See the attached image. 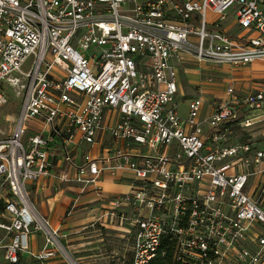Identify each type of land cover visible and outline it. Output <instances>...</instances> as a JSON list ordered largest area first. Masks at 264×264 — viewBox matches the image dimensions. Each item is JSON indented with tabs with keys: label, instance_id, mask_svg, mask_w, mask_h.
I'll use <instances>...</instances> for the list:
<instances>
[{
	"label": "built area",
	"instance_id": "obj_1",
	"mask_svg": "<svg viewBox=\"0 0 264 264\" xmlns=\"http://www.w3.org/2000/svg\"><path fill=\"white\" fill-rule=\"evenodd\" d=\"M255 62L264 0H0V106L4 89L22 96L0 140L3 261H69L27 188L54 177L94 193L95 222L129 241L130 264L163 243L183 264H264V148L252 135L264 90L228 81L211 101L190 98L184 117L177 102L180 73ZM104 175L123 191L107 194Z\"/></svg>",
	"mask_w": 264,
	"mask_h": 264
},
{
	"label": "rangeland",
	"instance_id": "obj_2",
	"mask_svg": "<svg viewBox=\"0 0 264 264\" xmlns=\"http://www.w3.org/2000/svg\"><path fill=\"white\" fill-rule=\"evenodd\" d=\"M232 17L228 16V19L225 22V25H228L232 22ZM229 34L234 33V29H229ZM214 67V68H212ZM204 68V69H202ZM200 67V72L203 74L202 78L205 76H210L213 79V83H210V87L212 88L213 94L210 96L209 101H211L214 96L222 95L225 90L226 84L230 80H238V78L247 75V71L242 68H232L227 65H217L216 67L213 65L205 64ZM215 69L217 73L208 72L205 69ZM264 76V73H263ZM254 83H263L262 80H253ZM245 83H234L235 88H240ZM193 91H197L194 89ZM6 95V103L0 106V140L5 137H8L11 133L13 128L15 119L18 115L20 110L22 96L17 95L14 91L10 89H4ZM203 98L206 100L208 99V95L203 94ZM191 96L186 94V97L179 96L177 98L178 102V111L179 115L184 117L187 111V101L190 99ZM207 101V100H206ZM11 115L14 117V122L7 121L8 116ZM30 129H33L34 125L30 123L28 125ZM242 132L237 131V135H240ZM236 135V133H235ZM59 189V187H58ZM106 190V188H105ZM109 191V190H106ZM67 193V191H65ZM109 193V192H108ZM110 194V193H109ZM113 194H111L112 196ZM53 196V195H51ZM65 196V194L63 195ZM67 196V195H66ZM34 194L30 193V199L33 200ZM36 197V196H35ZM38 200H42V197L38 196ZM37 209L41 212H47V204L45 207L41 205V202L38 201ZM49 206L52 207L53 204L49 203ZM1 206H0V213H1ZM79 213L82 214L83 217L91 220H83L82 224L78 226L79 233H76V240L69 244H76L79 245L77 247L71 248V252L67 250L68 256L71 260H73L76 264H129L131 258V251L129 246V241L126 238H122L117 232H111L105 235L106 231L100 228L98 222H95L96 218L100 216V209L96 203L84 205L77 207L76 209ZM68 211V210H67ZM48 217V216H47ZM46 217V218H47ZM67 217V216H65ZM90 217V218H88ZM0 222H4V219L0 216ZM49 224L54 229H58V236H60V242L63 244L67 238L74 237L66 236L65 238L62 237L61 233L67 231L66 229H61L59 224L56 223L55 225L52 224V221L49 219ZM83 228V229H82ZM82 229V230H80ZM102 239V240H101ZM98 240V241H96ZM7 243V239L5 238V232L0 229V264H6L2 259V254L4 251V246ZM65 247V246H64ZM76 258H80V260H76ZM26 260V261H25ZM63 260V259H62ZM55 262V261H54ZM60 263V262H59ZM21 264H38L33 260H29V258L25 257L24 261ZM45 264V263H44ZM53 264V262L51 263ZM58 264V263H57ZM62 264H72L69 261L63 262Z\"/></svg>",
	"mask_w": 264,
	"mask_h": 264
},
{
	"label": "crops",
	"instance_id": "obj_3",
	"mask_svg": "<svg viewBox=\"0 0 264 264\" xmlns=\"http://www.w3.org/2000/svg\"><path fill=\"white\" fill-rule=\"evenodd\" d=\"M214 68V67H212ZM247 71V75H244L241 78H238V80L233 81L236 83H245L240 88H235L237 91H255V90H264V62H255L249 66H246L245 68H242ZM203 74L200 72L199 69L190 70L189 73L186 76V79H183V72L180 73V83H181V94L183 96H191L190 98L194 97L199 92L203 94L208 95L209 100L210 96L213 94L212 88L210 87V83L205 81V76L202 78ZM253 80H262L263 83H254ZM231 81V80H230ZM234 85V83H233ZM235 87V85H234ZM194 89H197V91H193ZM209 111L208 104L205 103L202 117L206 115ZM237 134L238 130H234ZM252 135L257 136L256 140L258 141V147L264 148V125L258 127ZM92 153H95L96 150H92ZM100 186L102 189L106 192H109L112 196L120 193L123 191V187L116 182L115 177H112L110 175H104L100 182ZM59 187V189H58ZM29 193H33L34 197L33 200H31L34 205L38 206V201L41 202V205L43 207L47 204V212L41 213L38 209V212L43 216L47 217L46 219L49 222V219L52 221V224H59V227L61 229H66L67 231L62 232V237L66 236H72L69 237L63 245L65 246L68 251L71 252V248L77 247L79 245L76 244H69L76 240V233H79L78 226L82 224L83 220H91L87 219L86 217H83L79 211H77V207L92 204L97 198H95L94 193L92 192H84L81 188H79L77 185L67 186L63 185L57 182V180L52 177L48 180H43L38 183L30 184L28 185ZM106 188V190H105ZM67 191V193H65ZM84 192V193H83ZM107 193V194H109ZM65 194V196H63ZM53 195V196H51ZM67 195V196H66ZM36 196V197H35ZM38 196L42 197V200H38ZM49 203L53 204L52 207L49 206ZM99 205V203H96ZM74 207V209H72ZM68 210V211H67ZM67 216V217H65ZM90 218V217H88ZM53 228V227H51ZM101 229H103L100 226ZM54 229V228H53ZM83 229V228H82ZM80 229V230H82ZM58 230V229H56ZM103 231H106L103 229ZM111 232L116 231H106L105 235ZM102 240V239H101ZM98 241V240H96ZM42 237L39 235H34L30 238V246L32 250H38L42 246ZM76 260H80V258H76ZM26 261V260H25Z\"/></svg>",
	"mask_w": 264,
	"mask_h": 264
},
{
	"label": "trees",
	"instance_id": "obj_4",
	"mask_svg": "<svg viewBox=\"0 0 264 264\" xmlns=\"http://www.w3.org/2000/svg\"><path fill=\"white\" fill-rule=\"evenodd\" d=\"M174 252L175 251L172 245H170L169 243H163L160 246L159 254L148 264H183L182 262L176 260V258L174 257ZM161 253H163V255Z\"/></svg>",
	"mask_w": 264,
	"mask_h": 264
},
{
	"label": "bare ground",
	"instance_id": "obj_5",
	"mask_svg": "<svg viewBox=\"0 0 264 264\" xmlns=\"http://www.w3.org/2000/svg\"><path fill=\"white\" fill-rule=\"evenodd\" d=\"M13 120H14V117L11 116V115H9L7 121H8V122H9V121L14 122ZM68 259H69L70 263H72V264H76V263L73 262V260H71V259L69 258V256H68Z\"/></svg>",
	"mask_w": 264,
	"mask_h": 264
}]
</instances>
